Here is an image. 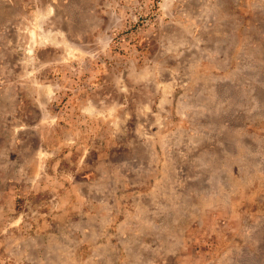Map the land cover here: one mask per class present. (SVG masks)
<instances>
[{
  "label": "rangeland",
  "instance_id": "374dc122",
  "mask_svg": "<svg viewBox=\"0 0 264 264\" xmlns=\"http://www.w3.org/2000/svg\"><path fill=\"white\" fill-rule=\"evenodd\" d=\"M0 264H264V0H0Z\"/></svg>",
  "mask_w": 264,
  "mask_h": 264
}]
</instances>
